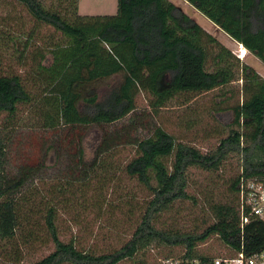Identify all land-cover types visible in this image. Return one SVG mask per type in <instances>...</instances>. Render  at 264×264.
<instances>
[{
	"label": "trees",
	"instance_id": "trees-1",
	"mask_svg": "<svg viewBox=\"0 0 264 264\" xmlns=\"http://www.w3.org/2000/svg\"><path fill=\"white\" fill-rule=\"evenodd\" d=\"M13 1L25 9L35 25L59 32L63 42L48 51L51 61L45 56L47 52L39 50L29 53L28 63L19 57V65L28 67L30 81L19 74H0V116H5L0 125V241L14 238L21 225L20 210L31 200L25 187L35 167L23 165L15 174L8 173L6 148L10 139L3 130L15 126L18 111L25 110L34 112L36 127L54 132L62 146L73 151L75 169L86 165L83 150L76 145L78 140L68 139L75 128L101 130L88 170L99 167L101 154L110 155L112 149L124 144L131 146L134 156L122 170L149 192L131 238L109 253L62 243L53 224L54 208L47 209L45 224L54 251L34 264H119L153 243L183 249L166 259L207 262L209 257L195 253L194 248L212 235L226 247L238 249L241 244L246 254L264 248V224L251 219L241 230L237 202L241 177L264 179V78L254 70L259 65L240 62L167 0H116V13L110 16H79V0H64L68 12L59 4L51 8L45 0ZM183 1L241 45L251 60L264 65V0ZM27 42L23 50L28 48ZM116 75V88L105 101H98L91 86ZM235 82H240V103L227 112L218 105L212 109L216 128L225 134L205 153L177 142L161 125L155 124L143 137L132 138L129 133L142 125L136 113L138 95H145L147 107L157 114L173 100L180 106L188 105ZM227 115L230 123L221 119ZM120 122L126 123L121 130L115 128ZM230 156L237 157L240 168L231 186L235 205L213 210V224L199 235L167 236L155 229L154 219L159 214L188 198L190 169L217 172Z\"/></svg>",
	"mask_w": 264,
	"mask_h": 264
},
{
	"label": "rangeland",
	"instance_id": "rangeland-1",
	"mask_svg": "<svg viewBox=\"0 0 264 264\" xmlns=\"http://www.w3.org/2000/svg\"><path fill=\"white\" fill-rule=\"evenodd\" d=\"M45 1L51 8L59 4L64 12H68L64 8V0ZM167 1L239 57L240 62L259 65L254 70L264 78V65L256 59L251 60V55L241 45L231 41L185 1ZM116 9V0H79L77 4L79 16H110L116 13ZM26 42L28 48L23 50ZM62 42L59 32L45 25H35L25 9L13 0H0V74H19L30 81L28 67L19 65V57L28 63L29 53L39 50L47 52L45 56L51 61L48 51ZM118 81L119 76L116 75L93 84L91 89L96 92L98 101H105ZM239 86L240 82H235L221 91L197 97L188 105L180 106L173 100L157 114L147 107V97L138 95L135 99L136 113L142 125L130 129L129 133L132 138L143 137L155 124L161 125L177 142L205 153L213 149L225 134L216 128L212 109L218 105L227 112L239 104ZM228 117L221 119L230 123ZM4 118L0 116V125ZM15 123L9 130L8 127L3 129L10 139L6 148V166L10 174H15L16 169L23 165L35 167L25 187V194L31 193L29 198L32 201L29 200L20 210L21 225L14 238L0 241V264H34L54 251L45 224L46 211L51 207L54 208L53 224L57 237L64 244L73 242L80 250L109 253L127 242L149 199V192L129 179L122 170L134 156L132 147L124 144L112 149L110 155L101 154L99 167L88 170L101 141V130L97 127L75 128L68 139L78 140L76 145L83 150L86 163L75 169L73 151L62 146L54 132L36 127L38 119L34 112L18 111ZM122 125L126 123L120 122L115 128L121 130ZM238 164L237 157L230 156L217 172L190 169L188 198L159 214L154 219L155 229L167 236L202 234L214 222L213 210L218 206L236 204L231 186L240 169ZM227 250L215 235L194 248L195 253L208 257L225 254ZM182 252L183 249L176 246L153 243L133 259L119 264H159L163 259Z\"/></svg>",
	"mask_w": 264,
	"mask_h": 264
},
{
	"label": "built area",
	"instance_id": "built-area-1",
	"mask_svg": "<svg viewBox=\"0 0 264 264\" xmlns=\"http://www.w3.org/2000/svg\"><path fill=\"white\" fill-rule=\"evenodd\" d=\"M237 202L241 230L251 219L264 224V179L241 177ZM226 248L228 250L225 254L209 257L207 262L197 258H169L159 264H264V248L251 254H246L241 244L238 249L229 246Z\"/></svg>",
	"mask_w": 264,
	"mask_h": 264
}]
</instances>
